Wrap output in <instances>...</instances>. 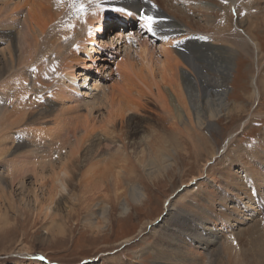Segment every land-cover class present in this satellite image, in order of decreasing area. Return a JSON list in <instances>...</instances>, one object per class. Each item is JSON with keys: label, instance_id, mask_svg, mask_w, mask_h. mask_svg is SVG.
<instances>
[{"label": "rangeland", "instance_id": "rangeland-1", "mask_svg": "<svg viewBox=\"0 0 264 264\" xmlns=\"http://www.w3.org/2000/svg\"><path fill=\"white\" fill-rule=\"evenodd\" d=\"M0 1L4 4V0ZM14 1H16L17 8L10 15H13L19 23L30 16L34 8L44 7L43 0ZM94 1L100 2V5L109 1L108 3H116L125 6L124 8L137 10V7L131 4V0H87L86 2L90 6ZM147 1L164 14L172 16L173 20L188 27V22L178 15H173L163 0ZM175 1L174 4L179 7L180 11L190 13V21L195 30L208 31L213 24L219 21L221 14L225 18L231 19L229 21L231 30L233 28L237 30V27L240 31L244 29L259 46L257 54L251 44L217 41L218 45L226 47L219 51V54L216 53L218 60L216 64L233 68L227 90V105L231 110L228 109L227 113L219 120L213 121L214 128L202 129V132L199 133L201 135H197L192 145L184 134L181 139L177 138L178 143L181 142L182 148L179 147L180 150H177V154L169 160L172 167L164 173L155 169L150 178H147L139 168L133 170L132 178H135L132 179L134 182L132 181L131 185L139 186L145 195L140 203L132 202L125 195H120V198L112 200L110 190H107L109 187L101 179L98 184L97 177L92 182L93 177L90 176L89 181L77 183L76 180L80 177L79 170H83L86 165L91 166L94 163V168H97L106 163L104 166L102 165L101 169L98 167L97 170L104 172L108 170L107 167L111 166L108 173L117 171L112 167L114 165L108 164V160L103 159L107 158L108 151L104 150L106 142L101 135L89 136L88 143L98 144L100 150H94L92 154H89V150H83L87 143L81 150H77L79 155L76 156V162L78 163L75 162V165L78 164V166L71 165L70 170L74 168H78V170L74 169L72 173L70 172V176L75 175L74 180L68 176L63 178L66 190L62 183L56 182L52 186L48 179H46V184L41 186L35 181L36 177L35 179L32 177V168L43 171L46 178L50 177L49 165L54 162L60 165L56 157L57 153L65 158L69 152V150H54L55 146L48 148L49 144L56 139L55 137L59 136L58 133L54 134L49 130L58 127L60 131L69 123H73L75 119L77 122L81 116L85 115V111L83 112L81 109L74 112L76 108L73 101L62 100L64 92L61 93V97H56L51 93L47 97L52 102L53 108H51V103H48L50 114L43 123L26 125L17 120L7 123L0 116V170L7 171L5 180L9 181L15 178L22 180L24 184L22 188L19 183L13 184L15 189L14 206L17 209L12 208L8 201L0 200V211L6 215V220L0 219V264H153L155 259L170 264H264V209L259 210L258 203V201L263 203L264 208V148L260 143L264 142L262 138L264 92L262 93L260 84L261 78H264V19L260 16L264 11V0L258 1V12L256 13L259 18L249 20L244 15L237 14L238 11H232L233 9L218 11L219 8L215 5V1L211 3L206 0ZM217 2V5L222 6L219 0ZM106 9L108 8L104 10L106 11ZM237 9L238 7H236ZM49 13L54 18L52 11ZM107 14L113 17L109 11ZM4 15L6 14L0 11V17ZM255 19L259 22L262 20V22L259 23ZM239 21L242 22L241 26H237ZM253 22H257V25ZM17 29L14 31L18 32ZM111 32L112 30L108 29L106 34L109 35ZM230 32L227 28L225 35L228 36ZM33 44V39L30 38L28 48ZM153 44L156 46L152 52L153 61L158 65L155 68V79L162 86H167L171 78L168 79L169 77L166 76L164 81H160L158 70L161 56L156 55L157 52L155 54L158 43L154 42ZM138 46L135 44L136 48ZM88 49L87 53L79 54L81 64L75 66V73H83L84 65H88L85 67L91 66L87 68L91 72L90 78L101 73L103 78L100 83L102 82L106 93L105 99L107 98L99 106V110L93 113L89 122L99 124L112 105L111 95H113L115 103L126 105L129 102L128 106L131 107V112L125 113L122 123L118 122L127 131L126 133H131L128 136L133 137L134 140L148 134L153 127H169L167 125L171 122L166 116L165 110L146 91L150 82L146 71L142 70V62L137 53L133 52L132 54L133 73L126 81L123 79L124 77H121V71L118 70L117 65L124 55L123 53L114 54L113 58L109 60L106 53L95 54L90 46ZM220 54H223L222 57ZM102 62H107L106 68L100 69ZM53 64L56 65L57 62ZM35 66H31L29 69ZM175 77L172 78V81L178 82V77ZM254 78H257L256 81ZM30 79L32 80L31 77ZM77 79L78 81L80 79L79 83H82V74L78 75ZM254 81L259 92L256 100L252 96ZM41 88L40 91L45 90L44 87ZM152 89L156 93L153 86ZM78 93H82V90ZM19 95L20 93L16 95V98ZM78 97H82V94ZM133 101L135 102L133 103ZM45 103L41 104L42 108L48 109L49 107ZM11 110L12 107L9 106L8 111ZM33 111L29 109L20 113L31 116ZM59 113L65 115L61 117ZM74 115L76 117L73 118ZM243 123L245 124L243 125ZM148 125L151 127L149 128ZM132 126L134 127L132 128ZM23 128L37 130V133L47 130L50 136L44 134L43 137L37 138L35 137L37 134L35 136L28 132L20 134L19 136L25 138L27 143L16 150V139L13 137L16 136L19 129ZM132 129L133 131H130ZM141 129L142 131L146 129L147 131H143L146 133L142 134ZM231 136L232 138L228 142L227 140ZM187 143L190 144L187 145ZM199 145L200 150L197 149ZM254 145L257 146L255 150H250ZM258 148L260 150H257ZM168 152L169 150L166 151V154L171 155ZM196 153L200 157L196 156ZM92 157L95 160L90 162ZM148 157L147 151L141 154L142 160H147ZM84 158L88 161L85 162ZM67 164L69 163L67 162ZM57 165L56 167L59 169ZM41 166L45 167L44 170ZM10 172H12L11 175ZM103 191H106V194ZM118 194H121V189ZM214 194L215 197L217 195L223 197V202L214 201ZM120 203H127L128 209L130 208L127 211L128 214L126 213L128 217L123 214L124 217L121 216ZM66 204L70 205L71 209L67 208ZM85 204H88L87 207ZM104 204L110 205L111 208L108 213V224L103 232L98 229L101 219L97 207L104 206ZM221 212L229 213L225 216L226 220L219 216ZM174 215L179 216L181 220L184 216L187 221L190 219L191 222L198 224V229H194L192 226L195 231L191 242L185 240L182 233L179 234L177 231L179 227ZM219 217H221V221ZM213 218L214 220H212ZM96 221L99 222L97 225H95ZM259 224L262 226L260 227ZM200 225L208 229L206 233ZM256 225L259 228L258 226L256 228ZM261 231L263 232L261 233ZM204 238L209 240L214 238L215 242H206L209 246L205 247L201 244L205 241ZM215 253L216 256H214ZM40 257L43 259H39Z\"/></svg>", "mask_w": 264, "mask_h": 264}, {"label": "bare ground", "instance_id": "bare-ground-1", "mask_svg": "<svg viewBox=\"0 0 264 264\" xmlns=\"http://www.w3.org/2000/svg\"><path fill=\"white\" fill-rule=\"evenodd\" d=\"M21 1L22 0H19V2ZM86 1L87 0H43L42 2L44 3L42 4L44 7L40 9L34 8L31 15L27 16L22 23H19L18 20L14 19L13 15H10L17 8L16 1L4 0V4L0 1V8L2 4L0 11L6 14L0 17V116H2L3 121L7 123L14 122L15 120L26 125L43 123L44 119L50 114L48 112V110H50L48 103H51V108H53L52 102L48 100L47 97L50 93L51 95H56V97H61V93L64 92L65 95L62 100L68 99L73 101L76 108L74 112H76L77 109H81L83 112L85 111V115L81 116L80 120L77 122L75 119L73 123H69L60 131L58 127H56L57 129L53 128L49 130L54 134L58 133L59 136L57 135L58 137H55L56 139L49 144L48 148L55 146L54 150H69V152L67 151L68 154L65 158L57 153L56 157L58 158L57 160L60 165H57L55 162L49 165L50 167L48 170L51 172V176L49 175L50 177L46 178L43 171L31 167L32 177H34V179L36 177L35 181L41 186L46 184V179H48L52 186L55 185L56 182H58V184L62 183L64 190H66V185L63 182L65 180L63 178L68 176L69 178L71 177V180H74L75 175L70 176V172L72 173L74 169L78 170V168L72 169L73 171L70 170L71 165L78 166V164L75 165L76 156L79 155L77 150H81L83 145L86 143L87 144L83 150H89V154H92L94 150H100L98 144L95 145L88 143L89 136L101 135L103 140L106 142V148L104 150L108 151L106 153V155H108L107 158L105 157L103 159L105 161L108 160V164L110 163L111 165H114L112 167H114L117 171L108 173V170H110L109 167H111L109 166L107 167L108 170L100 172L99 169L97 170L100 166L94 168V163L91 166L86 165L83 170H79L80 177L77 178V183L80 184V182L89 181V178L93 177L91 180L92 182L94 181V178L97 177L98 181H96V179L95 181L98 182V184H100L99 179H101V181L105 182L106 186L109 187L107 190H110L109 193L111 194L110 197L112 200L114 198L115 200L116 198H120V195H125L128 196L127 198H129L132 202L140 203L145 198V195L139 186L131 185L133 181L132 179L135 178H132L133 170L139 168L147 178H150L155 169L158 172L163 171L162 173H164L168 168L172 167V163H170L169 160L173 157V155L177 154V150L182 148L181 142L178 143L182 134L189 139L192 145L197 135H201L199 133L202 132V129L214 128L213 121L219 120L220 117L225 115L228 109H230L227 105V90L229 78L232 74L233 68L225 66L222 67L216 64L218 61L216 53L219 54V51L224 50L226 47H221V44L218 45V42L221 41L223 43H228V41H231V43L235 44L240 42L249 45L251 44L257 54L259 46L255 40H253L252 36L244 29H241L240 31L237 27V30L234 28L231 30V23H229L231 19L229 20L221 14L219 15V21L216 24H213L208 31L195 30L194 25L190 21V13L180 11L178 9L179 7L174 4L176 3L175 0L163 1L173 15H178L182 17L185 22H188V27H185L180 22L173 20L172 16L166 15V13L164 14L147 0H131V4L137 7V11L144 9V14L155 17L156 22L152 25L153 31H148L147 27L144 26L143 23L140 25V28L138 26L135 29L131 39L126 40L123 38L125 35V29L120 25L116 26V29H114L111 22L106 20V17L108 16L107 11H109L112 15L114 8H124L125 6L116 3H108L109 1L104 2L103 5H100V2L98 1H94L90 6H88ZM206 1L210 3L215 1V5L219 8L218 11L233 9L232 11H238L236 12L237 14H240V16L244 15L248 20L256 17L259 18L256 13L258 12L257 6L259 0H219L222 6L217 5V0ZM74 4H83V12H79L76 8L72 7ZM236 7H238L237 10ZM105 8L108 9L105 11ZM211 10L213 11V8ZM50 11H52L54 18L49 13ZM260 16L264 19V11L260 14ZM239 22L240 23H238L239 25L237 26H241L242 22ZM257 22L253 23H256L257 25ZM261 22L262 20L259 23ZM196 25L198 24L196 23ZM16 28H18V32L14 31ZM112 28L114 30H112ZM227 28L231 31L228 36L225 35ZM108 29L112 30L109 35L106 34ZM30 38L33 39L34 44L32 47L28 48ZM154 42L158 43L155 54L157 52L156 55L161 56V63L159 64L158 70L160 74L159 79L160 81H164V77L166 76L169 77L168 79L171 78L169 85L167 86H162V84L155 79V68L158 65H156L153 61L152 52H154V47H156L153 44ZM135 44L139 45L138 48L135 47ZM89 46L95 54L106 53L109 60L113 58L114 54L118 55L123 53L124 55L120 58L117 65L118 70L121 71V77H124L123 79L126 81L133 73L134 64L132 63V54L135 52L139 55L142 62V70L146 71L147 78H149L150 82V84L148 83L149 86L146 91L151 95V97H153V100L158 102L163 110H165L166 116L171 122L167 125L169 127H153L150 129L148 134L143 132L146 129L142 131V129H144L142 128V134L146 133V135H143V137L140 136L138 140H134L133 137L128 136L130 132L126 133L127 131L120 126V122H123L125 113L131 112V107L128 106L129 102L126 105H121L119 102L115 103L113 95H111L112 105L102 120H100L99 124L97 125V122H89L93 113L97 112L99 110V106L107 99H105L106 93L103 85L101 84L102 82L100 83V80L103 78L101 73H99L100 75L98 74L96 77L93 75L91 76L92 78H90L89 74L91 75V72L87 68H90L91 66L85 67L88 65H84L82 70L83 73H75V66H79L81 64L79 54L88 51ZM260 49L262 50V48ZM52 56L54 57L50 59ZM66 56L67 58H65ZM54 62H57V64L54 65ZM106 63L107 62H102L100 69L102 67L104 68ZM34 65L36 66L29 69V67ZM52 69H55V71H52ZM81 74L83 76V82L79 83L80 79L78 81L77 78L78 75ZM174 76H176L175 78L178 77V82L172 81ZM256 79L257 78H254L255 81ZM260 84L262 85L263 93L264 78H261ZM152 86L154 87L156 93L153 91ZM252 86V96L256 100L259 96L256 82ZM41 87H44L45 90L40 91L42 89ZM80 90H82V93H78ZM19 93L20 95L16 98V95ZM81 94L82 97H78ZM134 102L135 101H133V103ZM42 103H45V105L49 108H42ZM9 106L12 107L11 111H8ZM29 109L34 110L31 113V116L26 113H20L23 110ZM240 111L242 110L240 109ZM9 115H11L10 118H8ZM59 115L62 117L65 114L59 113ZM72 117L74 118L76 115ZM244 124L245 123H243V125ZM133 127L134 126H132V128ZM148 127L150 128L151 126L148 125ZM148 127L146 126L147 129ZM98 129L99 131H97ZM36 131L37 130L34 129H19L18 132H16V136L14 135L13 137L16 139V150L25 146L27 143L24 140L25 138L19 136L20 134L23 135L27 132L33 136L37 134V136H35L37 138L43 137L44 134L50 136V133L47 130H41L40 132L38 131V133ZM130 131H133V129ZM33 136L30 137L33 138ZM231 138L232 136L229 137L227 141L229 142ZM262 138L264 141V132ZM260 143L261 147L264 148V142ZM189 144L187 143V145ZM256 147L257 146L254 145V147L252 146L250 150H255ZM197 149L200 150V145ZM167 150H169L171 155L166 154ZM257 150H260V148ZM146 151L148 152L149 157L147 160H142L141 154L146 153ZM195 155L199 156L198 153ZM82 156L84 157V155ZM142 158L145 157L142 156ZM93 160H95V158L92 157L90 162ZM86 161H88V159L85 160V162ZM67 162L69 164H67ZM56 165L59 166V169H57ZM43 168L45 167H42V170H44ZM27 171L29 172V170ZM6 173V170H0V200L8 201L12 208L17 209V207L14 206L15 201L13 197L15 189L13 184L19 183L21 188L24 184L22 180H17L15 178L10 179L9 181L5 180L7 177ZM9 174L11 175L12 172ZM94 184L96 185L95 182ZM228 184L230 183L228 182ZM120 189L121 194H118ZM98 198L100 199V197ZM222 199L224 198L220 195L215 197L214 194V201L223 202ZM258 203L259 210L264 209L263 203L261 204L259 201ZM97 204L99 205V201ZM97 204L95 203L96 206ZM106 204H104V206L101 205L100 207H97L98 214L100 215L99 218L101 219V223L98 222V229L101 231L107 227L108 213L111 208L110 205L108 206ZM85 205L87 207L88 204ZM67 208L71 209V206L68 205ZM119 209L121 216H127V211L130 208L128 209L127 203H120ZM228 214L229 213L221 212L219 216L225 218ZM5 217L6 215L0 211V219L6 220ZM174 219L177 220L179 227L177 228V231L179 234L182 233L181 235L183 238L191 242L195 231L194 229L197 228L198 224L191 222L190 219L187 221L184 216L182 218L183 220H181L179 216L174 215ZM226 219L227 218H225V220ZM176 220L174 221L176 222ZM212 220H214V218ZM219 220L221 221V217H219ZM98 223L96 221L95 225ZM261 224H259L260 227L262 226ZM192 226L194 229H192ZM257 226L258 225H256V228ZM200 227L202 230H205V233L206 230H208L207 228L205 229L204 226L200 225ZM263 231H261V233ZM204 240V242H199H202L201 244L205 247L209 246L206 242H215L214 238H212V240L204 238ZM214 256H216V253ZM153 264L170 263H165L164 261L161 262L155 259Z\"/></svg>", "mask_w": 264, "mask_h": 264}, {"label": "snow or ice", "instance_id": "snow-or-ice-1", "mask_svg": "<svg viewBox=\"0 0 264 264\" xmlns=\"http://www.w3.org/2000/svg\"><path fill=\"white\" fill-rule=\"evenodd\" d=\"M72 7L76 8L77 11L83 12L84 5H72ZM140 20L144 22V26L147 27L148 31H153L152 25L156 22V18L148 15L141 14ZM52 71H55V69H52ZM39 259H43V257H40Z\"/></svg>", "mask_w": 264, "mask_h": 264}]
</instances>
